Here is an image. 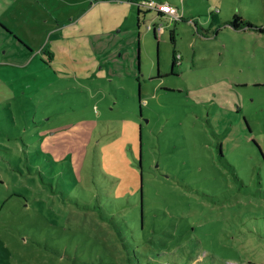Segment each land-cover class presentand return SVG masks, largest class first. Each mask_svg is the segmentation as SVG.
<instances>
[{
  "label": "rangeland",
  "instance_id": "obj_1",
  "mask_svg": "<svg viewBox=\"0 0 264 264\" xmlns=\"http://www.w3.org/2000/svg\"><path fill=\"white\" fill-rule=\"evenodd\" d=\"M168 1L182 18L139 25L128 0H0L51 64L0 62V264H109L128 232L154 258L264 264V33L229 24L264 26V0ZM86 129L79 167L43 151Z\"/></svg>",
  "mask_w": 264,
  "mask_h": 264
},
{
  "label": "trees",
  "instance_id": "obj_2",
  "mask_svg": "<svg viewBox=\"0 0 264 264\" xmlns=\"http://www.w3.org/2000/svg\"><path fill=\"white\" fill-rule=\"evenodd\" d=\"M128 1L137 3L140 5L142 0H128ZM149 11L150 10L148 9L141 8V6L138 7L139 25L141 21L140 14L142 13L146 14V12H149ZM156 13L158 14V16L164 15L160 11H156ZM215 14H216L215 12H211V17L216 22H219ZM229 24L238 30L247 28V29H255V30H258L264 33V26L256 25L252 21L243 17V15L241 14H235L232 20L229 21ZM155 31L156 29H154V32ZM94 125L95 124L93 121H87V127L89 129H91L92 127L93 129H95ZM89 134H90V131L86 129L85 134L83 135L82 138H79L78 140H75V141L71 140V143H72L71 146H69V142L67 138L60 139L56 135H52V136L50 135L48 136L47 139L42 141V148H43V151L47 154L53 153L55 155L54 158L56 160L65 159V155L73 152V156L71 160L74 162L75 167H79L80 163L84 161V158H85V156L82 155V152L84 150L85 141L88 139ZM60 144L67 146V148L60 146ZM142 221H144L143 214H142ZM144 226L145 225L143 222L142 227ZM128 233L129 234L127 236L121 237L122 238V248H120L118 251H113L110 248V255H109V260H108L109 264H186V260L189 258L187 257L186 252L177 254L178 257L177 256L171 257L172 255L170 254L158 255L157 258L151 257L143 252V249H142L143 247L139 245L138 241H136V239L133 237V235L130 232ZM232 252L233 253L231 256L237 257L238 252L236 251V248L234 246H232ZM209 256H213V255L209 254ZM179 257L181 258V260ZM101 259L103 260V257H101ZM209 260H203L202 262L200 261L198 262L200 264H221V263L227 264L228 263L224 261L223 259H219V258H218L219 263H216V260L215 262L209 261Z\"/></svg>",
  "mask_w": 264,
  "mask_h": 264
},
{
  "label": "crops",
  "instance_id": "obj_3",
  "mask_svg": "<svg viewBox=\"0 0 264 264\" xmlns=\"http://www.w3.org/2000/svg\"><path fill=\"white\" fill-rule=\"evenodd\" d=\"M161 1H168V0H161ZM173 5L176 7H179L176 4H173ZM215 16L220 21L218 14H215ZM23 17L28 20L27 16L23 15ZM12 26H15V24H9L8 22H5L2 19H0V33H2L1 35L4 37V40L0 39V43H1L0 44V62L22 64L25 66L29 65L31 62H35L34 66L37 68V70H39L38 73L45 78L46 74L50 72L51 64L43 65L40 63V61H36L35 60V50H33L29 42L24 40L23 37H21L19 33L12 28ZM7 34L9 35L7 36ZM9 36L11 37L9 38ZM95 38H96V44H94L92 50L94 49L93 50L94 53L96 52L98 54L100 53L99 47L101 44L97 40H100V34L98 35L96 34ZM115 54L112 53L113 56ZM125 58H127V56H125ZM115 61L118 63V65L124 66L125 64L124 61H122L119 58L115 59ZM110 64H111V61H110ZM112 71H115V69L112 68Z\"/></svg>",
  "mask_w": 264,
  "mask_h": 264
},
{
  "label": "built area",
  "instance_id": "obj_4",
  "mask_svg": "<svg viewBox=\"0 0 264 264\" xmlns=\"http://www.w3.org/2000/svg\"><path fill=\"white\" fill-rule=\"evenodd\" d=\"M140 6L150 11H160L164 15L170 16L172 20L180 19L183 15L179 11V7L174 6L169 1L159 0H142ZM152 29V25L149 26ZM160 31V29H159Z\"/></svg>",
  "mask_w": 264,
  "mask_h": 264
},
{
  "label": "flooded vegetation",
  "instance_id": "obj_5",
  "mask_svg": "<svg viewBox=\"0 0 264 264\" xmlns=\"http://www.w3.org/2000/svg\"><path fill=\"white\" fill-rule=\"evenodd\" d=\"M164 16H165V15H162V16L160 15V17H164ZM154 28H155V27H154ZM155 29H156V31H155L156 34L159 33V34L161 35V34L163 33V31H164V26H161V25H160V26H158V27L155 28ZM159 29H160V31H159Z\"/></svg>",
  "mask_w": 264,
  "mask_h": 264
},
{
  "label": "water",
  "instance_id": "obj_6",
  "mask_svg": "<svg viewBox=\"0 0 264 264\" xmlns=\"http://www.w3.org/2000/svg\"><path fill=\"white\" fill-rule=\"evenodd\" d=\"M138 56H140V53H139V55Z\"/></svg>",
  "mask_w": 264,
  "mask_h": 264
}]
</instances>
